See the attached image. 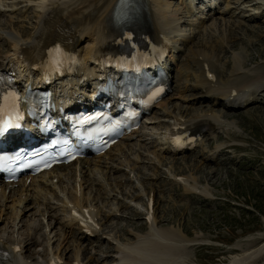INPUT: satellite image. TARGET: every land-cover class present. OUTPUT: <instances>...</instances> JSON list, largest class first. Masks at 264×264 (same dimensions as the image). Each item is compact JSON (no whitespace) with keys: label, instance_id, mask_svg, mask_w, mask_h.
<instances>
[{"label":"rangeland","instance_id":"1","mask_svg":"<svg viewBox=\"0 0 264 264\" xmlns=\"http://www.w3.org/2000/svg\"><path fill=\"white\" fill-rule=\"evenodd\" d=\"M1 1L4 5L11 4V0H0V2ZM230 1L234 2L235 0ZM245 1H247V6L245 7L248 11L252 10V2L254 3V8L260 7L256 3V0ZM17 2L11 7L9 12L0 13V32L4 35H8L9 38L17 37L18 39L21 38L23 42H28L29 40L25 38L32 35L34 29H36L34 22L37 20L36 8H38L37 4L40 3V0L34 2L36 6L33 5V2L29 3L30 5H25L24 2H21L20 0ZM169 2L171 3L170 9L173 12L174 10H178V12H174L179 18L176 23L178 33L187 35L190 38L192 45L196 44L194 46L197 47L198 43L204 42L205 39L209 40V42L217 39V41H215V44H218L216 50H220L219 44L223 46L226 53L221 52L220 55L226 59L223 64L224 71L227 72L226 74H230L229 71L231 68L229 60H232L235 56H239L240 59L243 60V63H241V68L243 70L249 72L261 70L264 72V14L258 17V19L249 21L242 16V11H244L242 7H244V5L238 7L234 5L235 7H230L231 3H229V6L226 5V3H221L220 5L222 8L220 11L222 13H216L213 16V20L208 19L206 23H199L200 25L198 24L192 27L187 23L190 21H197L196 18L190 14L181 13L178 6H176V0H169ZM0 5L3 6L2 4ZM224 20L235 22L229 24L224 23ZM193 37H195V40H193ZM82 39L84 40L80 46L86 45V40L88 38L85 39V37H83ZM14 41L15 40H13V42ZM7 44H9V41L5 42L0 34V62H7L8 60H3L4 57L10 56L13 58V55L15 54L12 50H9V48L6 47ZM224 45L227 47H224ZM233 49L235 50L232 51ZM244 58L246 60L245 62ZM254 62L256 63V66H253L255 65ZM249 63H251V67L249 66L250 69L248 70L246 69L248 67H245L244 65ZM244 74L247 73L244 72ZM184 82L192 84L194 83V80L191 75H188ZM262 82L264 85V80ZM197 92L198 90L189 89L185 94H196ZM189 99L191 102H194L195 100L197 101L199 97L196 98L193 96ZM172 101L175 103L170 109H173V107L186 109L190 114L198 112H205L207 114L212 113L214 116L222 118L221 120L224 119V122H227L229 125L227 128L229 127L230 130L227 132V130L223 129L221 131H225L224 133L218 132L216 137L210 136L206 140V147L204 150L208 148L207 144L209 146L213 145L211 150H208L207 152L212 156L215 155L213 149L218 145L216 140L221 141L219 144L220 146L218 145V149L224 147L223 145H228L227 151L225 150L224 153L222 152L223 155H218V159L212 162L211 165H209L210 163H206L202 158L198 159L197 154L188 155L186 162L181 161L182 158L178 157L179 162L176 164L177 170H190V172L193 173L190 177L196 179V184L201 186L200 183H203L202 188H199L196 185L198 187L197 189L201 192H204L205 190L206 192L204 193L206 194L209 193V190L213 194L215 200H205L195 194H193L194 196H191L185 189L181 195L182 192L177 187L181 186L180 183L185 184V176H182L180 179L181 181L175 179L177 181L176 186L173 184L174 182L168 178L169 170L165 173L160 172V174L151 181L152 183H155V186H160V188L163 189L160 191L161 193L156 190L158 195L157 198L160 199L161 202L160 209L158 207L160 216L162 215V220L165 221H163L158 228H169L172 230L174 229L175 231L179 229L177 232H182V234L188 236V242H195L186 245L187 257L185 258L186 262H184V264H227L231 258L237 257V255L240 254L242 255L243 252L257 250L264 245V241H259V235H264V103L248 106L243 110L235 111V116L227 117L225 115L226 112L219 107L212 110L213 108L208 105L204 104L203 106H198L197 103L190 104L188 99L183 100L181 98L172 99ZM165 118H162L161 121L150 127L148 130L153 131L156 134L160 127H162V124L165 123L164 121L168 120L167 117ZM226 132L228 137H225L227 136ZM145 137H149L148 133H146ZM150 141L151 140L149 139L145 140V143L150 147V150L157 151L161 147V139H159V135L157 136V141ZM199 151L201 152V148ZM160 160L162 159L157 161ZM202 161L204 164H201ZM151 165L152 161L146 159L140 170L149 171ZM172 167L173 166H170L169 168ZM114 175H117V173H114ZM103 181L105 182L103 183L99 179V185L92 186V194L94 196L97 195L95 201L103 200L104 205H107V203H113L115 207L106 212L105 215L109 218L111 215L119 213L120 215L114 217L112 220L115 229L124 226L126 229L130 230L132 226L127 219H129L136 211L135 208L127 203L132 198L130 196L131 192L126 193L123 199L120 198V196L115 199L116 195L114 194H116V191L113 190L114 181H112V177H109L108 173H106L105 180ZM170 181L173 182L172 187ZM122 184L126 183H123L122 181L120 185ZM135 186H137V184L130 181L126 187V191L135 190ZM138 193L139 191L136 189L133 194ZM58 199L59 198L57 197H51L54 209L53 211L49 210L50 217H48V215L46 216L49 222L51 217L59 216L63 212V210L59 209L60 205H58ZM5 210H7V206ZM32 210L33 208H31V212L27 214H34L36 209L34 211ZM38 211L40 214V212L46 210L42 208V210ZM21 216L22 215H20L19 218L17 217V221L20 220ZM39 218L35 217L36 227L39 224ZM8 219L9 218H7V220ZM29 221L30 218L27 219V222ZM134 221H139V223H135V227L139 225L138 229H143L145 227L142 216L139 220ZM2 222L3 220L0 221L1 226ZM5 224L6 225L0 227V230H3L0 232L4 235L10 236L7 237V240L11 238L12 232H14V235L18 232L17 236L22 238L25 237L26 233L19 230L18 226L12 225L13 228L11 229L9 221ZM156 225H158L157 220ZM15 226L17 232H15ZM54 230L57 231L56 228ZM139 232L143 233V231ZM29 233H31V231H29ZM56 237L57 236H55V238ZM23 240L25 241L26 239ZM100 241L101 245L96 247L97 250L94 253V256L98 260L95 264H112L113 262L110 261L111 258L109 256L111 252H104L107 246L105 240L101 239ZM134 241H136V239ZM193 244L195 247L192 246ZM32 248L33 247H31V249Z\"/></svg>","mask_w":264,"mask_h":264},{"label":"bare ground","instance_id":"2","mask_svg":"<svg viewBox=\"0 0 264 264\" xmlns=\"http://www.w3.org/2000/svg\"><path fill=\"white\" fill-rule=\"evenodd\" d=\"M259 1L264 5V0H259ZM195 2L196 0H184L182 4H183V7L187 8L188 12L193 13L198 8L195 5ZM115 3H116V0H40V3L37 4V7L41 9V12L38 14V18L35 22L36 29L34 31L32 40H29L28 42H23L22 40H17V41L15 40L11 47V50L15 53L13 55V58L10 56H5L3 60H6V61L8 60L7 63L11 64V66H13L14 68H19V70H26V68H28L26 64L35 60V58L43 57L45 55L46 48L50 44H52L56 39H62L66 41L65 42L66 46L71 48L72 50H75V48L77 47V45H75L76 42L78 41L79 38L82 39L83 37L88 38L86 48L84 49V54L86 55H83V56L81 55L83 59H90L92 60L91 63L99 60L100 56H103V55L106 56L105 54L107 53V49L105 45H110L111 46L110 50H114L113 45H115V48H117V45L120 44V41L118 40L119 38H117L119 34V29L112 27L113 25L111 22V14L114 9ZM0 4L4 6V3L2 1L0 2ZM170 7H171V3L169 2V0H144L141 4V9L135 8L132 11L133 15H136L137 20L139 21L145 20L148 23L149 28L151 29L152 35L154 37V38L151 37V40L149 39L150 41L153 42L151 44L152 48H155L157 44L164 42L163 34H162L163 28L168 29L171 32V34L176 32V30L178 32V28L176 25L177 23L176 18L174 17V14L170 11L171 10ZM178 8L180 9L181 7L178 5ZM256 9H259V8H256ZM176 11L178 12V10ZM176 11L174 10V12ZM181 11L183 10L181 9ZM250 12H253V10H251ZM254 13H255V10H254ZM246 15H250V14L249 13L242 14L243 17H246ZM234 22L235 21L227 20L224 23L233 24ZM191 24H193L192 21H191ZM119 27L120 26H117V28ZM194 38L195 37H193V40H195ZM187 39L190 40L189 37L181 39L185 42L184 45H187V42H188ZM215 41H217V39H215L212 42H209V40L205 39V41L202 43L197 42L198 46L196 47L194 46L196 44L192 45L191 40H190L191 45L188 47V49L186 48V52L183 53V50H182L181 54L177 58V61L178 63L181 64V66H182V63L185 62L189 65L193 64L195 65V67H198L199 77L197 79V83L194 84V88L200 89V92H201V96L197 100L199 102V105H202V106L204 104L208 105L211 108H213L212 110H214L216 107H219L220 109L226 112L225 115L227 117H230V116H235L234 113L236 112L235 110H232V109L236 107L232 106V103H230L229 101L225 102L224 98L232 95L234 92L236 93L238 92L239 94L240 93L248 94L247 96L249 98V101L243 105L248 106L251 104L252 106H254L257 104H262L264 101L263 99L264 98V87H263L264 85L262 82L264 80V72L261 70H257L255 72L253 71L249 72V71L243 70L241 68L242 67L241 63H243V60L240 59L239 56L234 55L235 57L232 60H229L230 68H231L229 71L230 74H226L227 72H225L223 68L224 67L223 64L226 61V59L220 55L221 52H224V53L226 52H225V49H223V46H221L220 44H219L220 50L217 51L216 46L218 44H215ZM224 47H227V46L224 45ZM166 49L169 50V47H166ZM234 50L235 49H233L232 51ZM14 57H16L17 59L15 60ZM180 57H182L183 59H180ZM15 61L17 63L16 66H14ZM245 61L246 60L244 58V62ZM254 64L255 65L253 66H256L255 62ZM250 65L251 63L244 65V66L248 67L246 69L249 70L251 67ZM85 67H86L85 65L80 66L81 69H85ZM93 67H97L100 69L102 67V64L101 62H98V64H93ZM188 68L191 69L190 66H188ZM87 69L89 70L88 67ZM244 72L247 74H244ZM180 73H183V71L180 70ZM209 73H212V79L209 77ZM91 75H96V74H91ZM72 80L73 78L69 80V83L73 87L80 82L79 78L73 81ZM60 85L63 91L70 92L68 86L66 87L63 86V83ZM177 95L182 99L185 98V96L182 95V93H178ZM163 105L164 103L160 104L159 106H156V108L162 107ZM176 110H178V108ZM178 115L183 116L181 113H179L177 115L169 114V117L172 118V121H173L172 123L174 126L175 124L176 125L180 124L177 127L175 126V128L177 130L180 129V131H185V134L187 136H190L191 134H193L194 130H198L195 128H203V126L208 127L210 131L214 129L217 130V128L220 131L223 129L227 131L230 130L229 127L227 128V126H229L227 122H221V120L217 116L208 117L206 115H197L195 116L196 120L193 122L192 125H185L184 122H180L177 120ZM167 118H168V115H167ZM210 118L213 119L214 122ZM154 121H155L154 119L151 120L149 128L154 126ZM215 121L217 122L216 125H215ZM172 123L168 122V125H166L163 129L162 136H163L164 141L161 146L160 153H159L160 158L165 157V155H170V156L176 155V153L172 151L173 148H171V146L167 142L168 138L166 137V131L170 128V126H172ZM129 140H131V138L128 140H121L107 154L108 158L111 159V161L113 162V165L119 164V163H115L117 162V160H121L120 162H123V160L121 159V157H119V154L112 153V151L120 152V150H122L123 148L125 152L127 153L128 150L125 148L124 142L129 141ZM217 144L219 145L220 143L218 142ZM218 145H216V147L213 149L214 150L213 152L216 154L215 157H218L217 154L223 155L222 152L223 153L225 152V148L222 147L221 149H218V147L220 146ZM182 155L184 156L185 153ZM199 158L200 159L202 158L206 163L213 162L211 154L206 155V157L200 156ZM97 162H100V160L98 161L96 160L95 165L91 167V163L89 161L84 160L80 162V165H82V167H89L90 173H92L93 175H98L99 178L101 177L103 178V175L102 176H99V175L103 174L104 171L100 169L101 165L100 163L97 164ZM113 165L111 164L110 166L111 170H113V167H114ZM136 166H137V163H136ZM73 169L74 171H69V169H67L63 173H57L55 177L66 175L68 183L70 184L69 186H65V189L67 190V194L69 197H71V199H74V197L81 198L80 195L83 194L85 195L83 196V201L85 203H87V201L90 202V204L87 203L89 205H92L94 203V205H97L100 208V210H102V207H100L99 204L103 203V201L102 200L95 201V197L97 195L94 196L91 191L92 186L97 185V183L99 182V178L89 177L85 179L84 172L86 171L80 168H73ZM49 173L50 172L44 173L43 178H46ZM129 174L131 176V172H129ZM55 177L50 179L51 184H54L55 181H59L61 179V178L57 179ZM119 178H117V180ZM187 179H190L191 183H193L194 186H190V187L186 186L185 190L187 192L197 191L198 187L196 186L197 185L196 179L194 177L189 176L188 178L185 177L184 182L187 181ZM113 180L114 178L112 177V181ZM176 180L173 181L174 183L173 182L172 183L177 186ZM45 181H47V179H45ZM82 181L87 183L83 192L81 191ZM104 182L105 181H103V183ZM172 183H171V187H172ZM65 184L66 183H64L63 185ZM22 186H24V184ZM13 189L15 190V188ZM35 189L41 190V195H38L34 191L31 193V195L34 196L35 202H38L40 199L45 198V196L42 193L43 190L44 192L46 191L50 192L53 190L52 186L47 185V183L45 184V182H43L42 185H36ZM86 191H88V193H86ZM160 191H162V189H160L159 192ZM204 192L206 191L204 190ZM52 193H55V192H52ZM1 194H4V191H1L0 195ZM182 194L183 192L181 193V195ZM25 196L26 194L18 195L17 198L15 197L12 199V201L14 200V202L8 203V205H6L7 209L16 208L14 210L16 211V214L10 215L9 217V216H6L5 214L1 215L0 213V221L3 220L1 224L2 226L6 225L5 223L8 222L11 218L12 220L9 221V223L11 222L9 224L11 228H13L12 225H16L18 226V229L25 232L26 235H29V231H31V234H37V235L41 234L40 232H43V228H44V231H46L50 227L49 225L50 224L52 225V218L50 219V222H49V220L46 217V212L48 213V217H50L49 211L40 212L39 214L38 210H42V207L40 208L34 207L36 209L35 210L33 208L32 210V211L35 210L34 214L32 215H28L29 213L23 214L20 220L17 221L18 220L17 215L19 212L18 204L21 201H23V198ZM9 197H14V196H6V195L1 196L0 210H1V207H3L4 201ZM26 206L28 205H25V207ZM98 207L94 206L95 210L94 208H92L91 210L84 209V208L82 209L83 214L85 216L84 218L85 222L97 220L95 216L98 214V211H97L99 210ZM7 211L8 210H5L6 213H8ZM35 217L37 218L40 217L39 218L40 221L37 220L39 222L37 226L39 229L35 226L36 225ZM7 218L9 219L7 220ZM29 218H30V221L27 222V219ZM73 220L74 218H70L69 216L67 222L65 223V228L68 227V230H69L68 233L69 232L71 233V231L74 230V233L78 232L80 237L86 238L88 240L87 236L79 232L78 228L76 227V224L75 225L71 224ZM147 224L149 228L148 233L142 236H136V241H134L132 244H129L128 247H117V250L115 252L116 254L117 253L119 254L118 262H120V264H184V262H186L185 258L187 257L186 256V245L188 243L191 244L195 242H192V241L188 242L189 241L188 236L182 234V232H177L179 231V229L175 231L174 229L172 230L169 228L168 229L162 228V227L158 228V225H156V218L151 222L147 221ZM55 225H56V222L55 223L53 222V228H55ZM2 226L0 225V227ZM12 233L14 234V232ZM49 233L50 232H46L47 240L49 238ZM0 235H1V232H0ZM11 239H14V237L11 236V238H9L8 240H3L0 237V241L5 244H8L10 242L12 243ZM30 239L32 240L30 241L25 240L24 242H22L21 240L19 241L17 239L18 242L22 244L23 246L22 249L24 250V253L26 251H30L31 244H35L37 242V240L34 239L33 237H31ZM259 239H260L259 241H264V235L263 234L259 235ZM57 244L60 245L61 243L57 241ZM243 253L242 255L240 254V255H237V257L231 258V260L227 264H264V245H262L257 250L250 251V252H243ZM34 255L36 256L41 255V257L45 261H47V258H48L47 253L40 254V252H34L31 254V256L30 255H27V256L30 258V257H33ZM74 256L78 257V250H76V252L74 253ZM54 257L59 258L58 255H55ZM33 260L35 259L33 258Z\"/></svg>","mask_w":264,"mask_h":264},{"label":"snow or ice","instance_id":"3","mask_svg":"<svg viewBox=\"0 0 264 264\" xmlns=\"http://www.w3.org/2000/svg\"><path fill=\"white\" fill-rule=\"evenodd\" d=\"M55 51L58 52V51H59V48L57 47V48L55 49ZM7 127H11V125H6V128H7ZM0 131H3V129H0ZM65 143H66V142H65Z\"/></svg>","mask_w":264,"mask_h":264}]
</instances>
